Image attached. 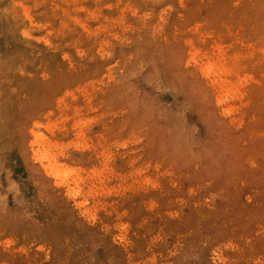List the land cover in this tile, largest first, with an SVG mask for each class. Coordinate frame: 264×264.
<instances>
[{
    "label": "rangeland",
    "instance_id": "obj_1",
    "mask_svg": "<svg viewBox=\"0 0 264 264\" xmlns=\"http://www.w3.org/2000/svg\"><path fill=\"white\" fill-rule=\"evenodd\" d=\"M0 264H264V0H0Z\"/></svg>",
    "mask_w": 264,
    "mask_h": 264
}]
</instances>
